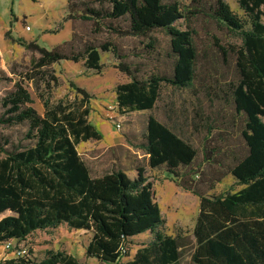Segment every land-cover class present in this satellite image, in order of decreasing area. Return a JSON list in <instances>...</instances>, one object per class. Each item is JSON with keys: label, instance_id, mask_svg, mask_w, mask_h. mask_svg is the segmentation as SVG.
<instances>
[{"label": "trees", "instance_id": "trees-1", "mask_svg": "<svg viewBox=\"0 0 264 264\" xmlns=\"http://www.w3.org/2000/svg\"><path fill=\"white\" fill-rule=\"evenodd\" d=\"M236 2L244 19L223 0L199 5L240 39V44L230 49L236 68L231 92L234 109L241 116L245 153L227 169L242 185L238 191L206 195L191 183L182 185L199 198L191 232L190 258L194 264H264V0ZM69 16L92 20L98 30L120 36H147L154 29H162L169 37L171 66L168 73L142 77L138 76L140 67L123 61L125 54L111 41L98 46L86 42L79 50L71 45L67 48V44L48 49L34 41H21L38 56L32 57L31 67L0 99V126H26L20 142L0 135V214L9 212L0 218V243H19L36 230L65 224L92 232L85 247L87 257L116 264L129 255L131 237L149 232V241L123 264H180L184 237L164 232L165 221L142 166H136L133 177L122 169L90 175L77 145L101 139L88 120L91 95L70 81L76 93L73 99H50L49 93L58 82L48 67L61 60H82L86 68L99 71V48L110 50L120 60L118 70L129 78L115 87L118 108L151 110L163 83L173 88L192 84L197 56L194 31L174 24L186 18L175 0H98L97 6L85 3ZM147 47L154 49V40ZM23 80L31 82L37 91L41 113L32 106ZM196 116L186 124H192L196 132L211 133L209 119L200 113ZM207 144L204 158L215 160L217 146ZM137 148L148 167L164 166L176 177L181 167L192 165L197 154L187 138L152 114L147 116ZM223 176L213 179L206 189H212ZM4 264L86 263L63 250H48L43 258L35 259L29 248Z\"/></svg>", "mask_w": 264, "mask_h": 264}, {"label": "rangeland", "instance_id": "rangeland-1", "mask_svg": "<svg viewBox=\"0 0 264 264\" xmlns=\"http://www.w3.org/2000/svg\"><path fill=\"white\" fill-rule=\"evenodd\" d=\"M175 1L186 18H180L174 24L180 29L194 31L197 56L195 76L190 86L173 88L163 83L153 109L121 110L116 104L115 87L129 78L118 70L120 60L113 52L99 48L102 64L99 71L86 68L82 60H61L50 64L49 71L57 78L58 84L51 89L49 96L52 100L64 96L73 99L76 93L69 86L70 81L91 95L88 120L99 131L101 139L87 140L77 145V151L88 166L90 175L96 177L112 169H122L133 177L136 166H142L145 176L152 183L155 200L164 218V232L184 237L185 249L180 264H194L190 258L191 232L198 213L199 198L182 185L191 183L206 195L236 192L242 188L227 172L236 158L245 153L240 135L241 116L234 109L231 92L236 80V68L230 49L231 46H238L240 39L235 32L211 17L206 9L200 8V4L206 6L211 0ZM223 1L239 17H246L236 0ZM85 3L97 6L98 0H0V99L12 83L31 67L32 57L38 56L37 52L24 48L21 41H34L48 49L67 44V48L71 45L74 50L82 49L86 42L98 46L104 41H111L125 54L123 61L140 67L138 76L169 72V37L162 29H154L147 36H120L98 30L92 20L69 16L70 11L79 12ZM151 40H154V49L147 47ZM23 84L32 97V106L41 113L42 103L37 91L31 82L23 80ZM197 113L209 119L213 127L211 133L204 130L196 132L192 124H186L187 119H197ZM149 114L187 138L196 149L192 165L181 167L179 177L167 173L164 166L148 167L142 151L137 148L143 139ZM25 129L23 125L0 126V135L20 142ZM205 143H208L207 147L217 146L215 160L204 158ZM223 174L212 189H206L213 179ZM7 214L9 212L0 214V218ZM91 234L90 230L61 224L55 228L36 230L19 243L13 241V244L14 248H30L35 259L43 258L48 250H63L81 263L105 264L85 255ZM150 238L149 232L131 237L129 255L122 256L116 264L131 259L136 249ZM4 245V241L0 243V264L13 257L12 249H5Z\"/></svg>", "mask_w": 264, "mask_h": 264}, {"label": "built area", "instance_id": "built-area-1", "mask_svg": "<svg viewBox=\"0 0 264 264\" xmlns=\"http://www.w3.org/2000/svg\"><path fill=\"white\" fill-rule=\"evenodd\" d=\"M27 29H29V27L27 26L26 27ZM5 245H4V248L5 249H12V254H13V257H17L19 255H23L26 253V250L24 247H17V248H14V244H13V241L11 240H7L4 242Z\"/></svg>", "mask_w": 264, "mask_h": 264}]
</instances>
